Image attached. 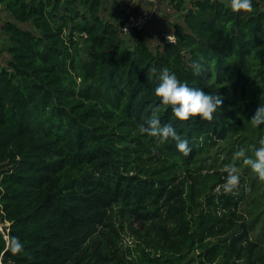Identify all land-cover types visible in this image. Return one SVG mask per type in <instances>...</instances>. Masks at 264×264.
Wrapping results in <instances>:
<instances>
[{
  "label": "trees",
  "instance_id": "obj_1",
  "mask_svg": "<svg viewBox=\"0 0 264 264\" xmlns=\"http://www.w3.org/2000/svg\"><path fill=\"white\" fill-rule=\"evenodd\" d=\"M171 1L182 21L152 50L150 23L129 33L132 47L122 38L146 10L124 0L116 17L103 15L107 0H0V264H264V181L239 155L264 136L249 120L264 105V0L241 11ZM164 68L223 97L212 120L182 121L160 103ZM153 115L188 155L171 139L152 150L160 142L139 125ZM223 167L243 171L230 189ZM116 213L144 228H130L143 243L135 255ZM13 237L25 246L15 255Z\"/></svg>",
  "mask_w": 264,
  "mask_h": 264
},
{
  "label": "clouds",
  "instance_id": "obj_2",
  "mask_svg": "<svg viewBox=\"0 0 264 264\" xmlns=\"http://www.w3.org/2000/svg\"><path fill=\"white\" fill-rule=\"evenodd\" d=\"M252 6V0H230V7L234 11L251 10ZM192 67L198 74L202 64L199 61H194ZM153 72H156V69H153ZM157 79L159 83L155 87L156 96L160 98L161 104L170 106L175 118L179 120L184 121L192 117L212 120L213 114L221 109L223 104L221 95L212 94L201 87L189 86L187 83L181 82L177 75L167 68L159 71ZM249 120L254 127L264 124V105H259ZM139 132L154 137L160 142L153 147L154 152L161 143L169 139L175 141L177 150L185 156L191 151L188 140L182 138L171 123L161 124L160 119L155 115L139 125ZM239 155L244 157V163L257 175L258 179L264 181V136L258 140V146L252 148L251 155L246 154L243 150ZM226 171L228 175L225 187L230 189L238 184L239 173L235 167L228 168ZM24 247V243L19 238H12L10 243L12 254L21 253Z\"/></svg>",
  "mask_w": 264,
  "mask_h": 264
},
{
  "label": "rangeland",
  "instance_id": "obj_3",
  "mask_svg": "<svg viewBox=\"0 0 264 264\" xmlns=\"http://www.w3.org/2000/svg\"><path fill=\"white\" fill-rule=\"evenodd\" d=\"M106 11L103 13L105 17H109V11H113L115 15L114 17L120 15L118 12L116 4H113V0H107ZM124 5L127 7L126 11H131L135 6H138L141 9H147L150 6V3L144 0H124ZM151 7V6H150ZM153 18L150 21L148 28L143 32L142 41L152 50H155L157 45L161 44V38L164 32H172L173 24L176 22H181V15L175 9L174 3L171 0H157V4L153 5ZM9 19V13L6 9L0 7V63H4L6 58V53L3 52L2 46L4 42L5 36L1 31V25ZM23 27L33 28L31 24H19ZM122 38L126 40L127 46L132 47V42L136 38V35L133 34H124ZM222 169H227L223 167ZM239 173H242V169L238 170ZM183 175L180 176L182 178ZM220 188L221 192H224L226 189L222 187H217L216 190ZM115 225L119 230L122 236L123 246L126 249V252H131L132 255L136 254V248L139 244H143L142 240L138 238L136 234H134L130 228L134 227L140 232L144 231L140 222L136 221L133 217L128 220L127 218H122L120 213H116L114 215ZM123 227V228H122ZM3 228V224L0 223V229ZM127 248H129L127 250Z\"/></svg>",
  "mask_w": 264,
  "mask_h": 264
},
{
  "label": "built area",
  "instance_id": "obj_4",
  "mask_svg": "<svg viewBox=\"0 0 264 264\" xmlns=\"http://www.w3.org/2000/svg\"><path fill=\"white\" fill-rule=\"evenodd\" d=\"M154 3V5L157 4V0H149ZM153 7L151 9L143 10L141 13L137 15H132L130 18L126 21V23L121 27V30L125 34H129L133 32L134 30H143L147 27V25L150 23V21L153 18ZM165 43H174L176 42V37L174 35L168 34L164 36Z\"/></svg>",
  "mask_w": 264,
  "mask_h": 264
}]
</instances>
